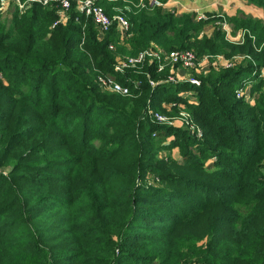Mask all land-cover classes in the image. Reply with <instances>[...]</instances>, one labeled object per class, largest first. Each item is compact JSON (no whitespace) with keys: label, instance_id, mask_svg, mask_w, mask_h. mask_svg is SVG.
Masks as SVG:
<instances>
[{"label":"trees","instance_id":"16d2710c","mask_svg":"<svg viewBox=\"0 0 264 264\" xmlns=\"http://www.w3.org/2000/svg\"><path fill=\"white\" fill-rule=\"evenodd\" d=\"M243 1L252 14L225 18L241 44L218 14L149 0H95L127 37L75 4L0 3V264H264V0ZM147 49L243 59L199 85L167 84L170 65L115 71ZM170 103L190 132L149 114Z\"/></svg>","mask_w":264,"mask_h":264},{"label":"built area","instance_id":"2783aa9c","mask_svg":"<svg viewBox=\"0 0 264 264\" xmlns=\"http://www.w3.org/2000/svg\"><path fill=\"white\" fill-rule=\"evenodd\" d=\"M19 7V9H23L28 5L31 4H39L41 6H47L51 3L57 4L62 10L67 11L72 4H75L76 8L82 11V13L85 15V17H88L93 22L94 26L98 30L100 37L101 34L109 30L110 26L112 25L113 21H117L119 33L122 37H127L128 32V23L126 20L122 17H114L113 19H110L103 9L96 4L95 0H25L23 2H20L19 0H15ZM142 3V1H140ZM150 6L155 7H163V4L159 3L156 0H149ZM4 3H1V6L3 7ZM205 15H200L196 20H205ZM219 24V23H218ZM221 30L224 33L225 39L231 43L235 44H241L243 42V38L245 35V31L241 30L237 37L231 36V29L230 27L225 23H220ZM234 38V39H233ZM235 40V41H233ZM112 48V47H110ZM218 57V56H217ZM201 59H198L192 52L187 51H171L170 53H164L162 51H158L155 49H147L145 51H142L139 53L136 57L126 59L124 61L118 62L114 69L118 73H123L125 70L128 69H139L141 65H143L146 62L149 63H156L157 64V71L161 72L164 70L166 65L170 66H179L187 70L197 69L199 68ZM232 62L230 64H227V66L231 67ZM228 67V68H229ZM171 84H177L179 83L178 79L175 78L173 75L168 76L167 80L165 81ZM189 82L192 85H199V82L195 80L194 78L189 79ZM99 87L109 93L118 94L121 96H127L131 93V88L129 85H123L119 83L113 76H102L98 78ZM135 87L140 86V81H133L131 82ZM149 85L154 87L155 83L153 81H149ZM244 94L241 92V90H238L236 92V97L240 98ZM246 95V94H245ZM166 108H170L171 106H174L173 104H163ZM149 114L152 115V117L156 120L159 124H168V125H176L180 124L179 121H173L170 120L169 117H164L158 113H153L152 111H149ZM197 135H200L199 130H197ZM215 158H213L211 161H214Z\"/></svg>","mask_w":264,"mask_h":264},{"label":"rangeland","instance_id":"374dc122","mask_svg":"<svg viewBox=\"0 0 264 264\" xmlns=\"http://www.w3.org/2000/svg\"><path fill=\"white\" fill-rule=\"evenodd\" d=\"M187 1H190L189 5H191L193 0H168L167 3L163 4L162 8L166 9V10H172L173 9L177 12L190 11L191 6L187 5L188 4ZM239 1H240L239 3H241L243 6L242 7L239 6L238 8H236L237 9L236 11L241 10V11H244L245 13H251L252 14V12H251L252 9L248 6V4H246V2L243 0H239ZM16 3L17 2L15 0H7V4H3L4 5L3 7L7 6L8 4L17 5ZM184 3H186V4H184ZM151 7H155V6H151ZM233 9H235V8H233ZM192 12H194L196 14L195 18H198L202 14L203 15L206 14L203 12H199V13H196L195 11H192ZM211 14H214V13H211ZM215 14H218L217 17L222 20L220 23H225L229 26V24L225 21V18H228L225 14H223V13L222 14L221 13H215ZM219 19H217V21L213 25H218ZM212 30H213L212 25H208L205 27V32L208 34ZM240 31L241 30H238V31H232L231 30V36L237 37V35ZM233 41H235V40H233ZM242 59H243L242 57H237V56L230 58V59H226L225 57H212L211 59H209V58L205 57V58L201 59L199 68H197V69L187 70V69H184V68L179 67V66H173L174 70H173L172 75L178 79L179 83L180 82L190 83L189 79H192V78H194L195 80H197L199 82L200 80L198 77L208 74V72L210 71V69L212 67L217 68V69H227L229 67V66H227V64H230V62H232L233 64L240 63L242 61ZM245 84H246V86H245L244 90H245V93H247L252 84L250 81L245 82L244 85ZM186 95L181 94V97L183 96L182 98L184 100H188L191 102L196 101V98L193 95H189V94L187 96ZM172 104L173 103H170V105H172ZM177 108H178V110H177L176 114H174V115H172L171 109H167V113H168L167 117H169L170 120L179 121L181 126H182V129H185L186 131L190 132L194 128L192 126L193 124L192 125L190 124L191 123L190 122L191 115L188 113L185 106L184 107L178 106ZM174 154L177 155V152H174ZM209 166L212 167V163H210Z\"/></svg>","mask_w":264,"mask_h":264},{"label":"crops","instance_id":"0c3cea01","mask_svg":"<svg viewBox=\"0 0 264 264\" xmlns=\"http://www.w3.org/2000/svg\"><path fill=\"white\" fill-rule=\"evenodd\" d=\"M187 2L191 7L190 11L186 12L223 13L227 17L234 16L238 12L236 8L243 6L239 0H193L191 5L190 1Z\"/></svg>","mask_w":264,"mask_h":264},{"label":"clouds","instance_id":"9594fccd","mask_svg":"<svg viewBox=\"0 0 264 264\" xmlns=\"http://www.w3.org/2000/svg\"><path fill=\"white\" fill-rule=\"evenodd\" d=\"M0 3L7 4V0H0Z\"/></svg>","mask_w":264,"mask_h":264}]
</instances>
